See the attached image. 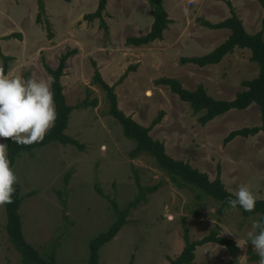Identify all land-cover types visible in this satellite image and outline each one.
<instances>
[{"label":"rangeland","instance_id":"1","mask_svg":"<svg viewBox=\"0 0 264 264\" xmlns=\"http://www.w3.org/2000/svg\"><path fill=\"white\" fill-rule=\"evenodd\" d=\"M165 1L168 8L175 2ZM202 1L206 7L211 4V0ZM254 4L242 6L240 14L254 19ZM98 5L99 0H0V47L9 58L5 62L0 57V68L9 79L47 80L50 75L45 66L55 69L63 55L76 51L62 77L68 105L78 107L70 115L66 133L84 148L52 142L20 154L14 172L21 186L20 214L27 242L44 258L55 253L58 264H88L90 241L108 231L118 218L112 201L123 210L138 198V176L143 187L159 185V189L131 210L128 224L101 248L98 264H170L185 247L186 228L192 241L212 231L236 245L241 241L235 253L217 243L197 248L198 264H258L259 256L247 237L258 215L244 217L237 209L220 216L217 201L191 186L173 183L151 156L131 158L136 141L126 137L110 115L107 94L94 80L98 70L109 85L117 84L119 108L144 127L164 113L150 135L164 143L169 156L188 162L212 180L220 171L222 183L234 195L241 184H248L256 200H264V132L224 144L232 131L261 125L260 107L253 104L247 110H231L203 126L198 121L201 113L194 114L168 87L155 83L173 78L185 89L204 86L214 99L230 101L245 90L243 81L258 76L259 65L251 61V51L243 50L248 53L242 52L237 63L231 58L219 68L183 65L182 58L204 52L198 43L206 40L196 36L192 25L174 47L162 49L155 44L132 52L134 47H128L126 40L147 34L154 20L151 0H109L103 14L108 31L99 19L85 20ZM212 12L211 20L220 18ZM263 18L264 12L260 29ZM181 29L183 25L175 23L167 39L171 41ZM221 40L218 37L215 43ZM132 67L134 71L118 83ZM222 75L225 88L223 84L220 91L215 87ZM85 101H97V105L79 107ZM6 223L2 205L0 264H22Z\"/></svg>","mask_w":264,"mask_h":264},{"label":"trees","instance_id":"2","mask_svg":"<svg viewBox=\"0 0 264 264\" xmlns=\"http://www.w3.org/2000/svg\"><path fill=\"white\" fill-rule=\"evenodd\" d=\"M108 1L109 0H99L96 12L85 17V20L88 21L99 19L102 27L106 31H108V26L104 22L103 14L106 10ZM258 1L264 9V0ZM39 3L42 4L41 1H39ZM151 4H153L152 14L154 16V21L150 32L142 37L127 38L126 45L128 47L146 46L163 38L164 31L167 29L169 23L168 13L163 7L162 0H151ZM203 24L212 29H229L231 34L224 43L204 56L182 58L181 63L183 65L194 64L204 68L209 65L221 63L222 60L227 55L232 54L236 48L248 49L251 51V61L258 63L259 65L258 76L253 80L243 81L242 86L245 90L239 92L236 97L230 101L214 99L207 93L204 86H199L193 91L185 89L178 80L173 78H161L156 80V85L168 87L173 94H176L180 98L181 101L190 105L194 114L201 113L202 115L199 117L198 121L203 126L217 117L225 115L231 110H247L253 104L258 105L261 110V125L232 131L224 139V144H229L239 136L247 138L249 136H255L260 132H264V18L262 21V29L256 34L247 33L242 21L234 12L230 18L221 23L211 24L204 22ZM74 54H76L75 50L69 51L63 55L60 59L59 65L55 69L48 65L45 66L49 75L54 78V82L51 84V90L54 93L57 119L54 126L45 135L43 141L32 145H18L11 140L4 141L8 144L7 155L12 169L22 152L32 153L34 149L44 147L52 142H58L65 146L72 145L79 149L84 148L83 145L74 138L68 136L66 133L69 126L70 115L73 110L78 107L68 105L64 94L62 77L65 75L67 60ZM0 57L4 59L5 62L9 61V58L2 54L1 47ZM134 68L135 67L128 69L118 83L123 82L128 74L134 71ZM94 80L95 83L99 84L107 94L110 103V115L121 124L125 136L136 141L134 149L130 152L131 158H136L143 154L151 156L155 159L160 169L170 176L173 183L178 184L179 186H191L201 191L203 195L217 201L220 204L218 210L220 216H223L227 210H231L226 204V199H234L235 195L222 183L220 171L217 178L212 180L208 174L194 168L188 162L177 160L169 156L166 152L164 143L155 140L150 135L152 128L161 123L164 114L163 112L160 113L157 119H154L150 127H144L131 116H127L119 108L118 97L115 93L117 84L109 85L98 70L95 72ZM91 105L95 107L97 101H94L92 104L85 101L79 107L87 108ZM136 183L139 188V196L125 209L120 210L118 205L112 201L118 218L108 231L99 234L90 241L88 264H98L101 248L110 243L119 234L122 228L128 224V216L131 210L136 208L140 203L146 202L148 195L154 194L159 189V185L143 187L138 176L136 177ZM14 188L15 192L12 196L13 202L4 204L7 218L5 229L10 242L21 255L22 264H58L56 262L55 253L44 258L35 247L27 242L23 232L22 217L20 214L23 197L21 196V186L18 180L14 185ZM96 189L102 194V191L98 187H96ZM199 198H201V196H199ZM237 209L241 210L244 217L258 215L259 218V215L264 214V200H256V206L253 212H245L239 206ZM184 240L185 247L182 253L177 258L170 259V264H198L196 262L197 248L209 243H217L226 247L228 251L233 253L237 252L239 249L234 241L220 236L217 231H212L209 235L200 240L192 241L189 235V230L186 228Z\"/></svg>","mask_w":264,"mask_h":264},{"label":"clouds","instance_id":"3","mask_svg":"<svg viewBox=\"0 0 264 264\" xmlns=\"http://www.w3.org/2000/svg\"><path fill=\"white\" fill-rule=\"evenodd\" d=\"M47 80L21 78L9 79L0 68V140H11L18 145H32L42 142L57 119L54 93ZM8 144L0 143V206L12 203L17 176L10 166L7 155ZM105 151L106 146L101 145ZM256 195L248 184H241L235 198L226 199L228 207L235 211L239 206L245 212H253ZM252 231L247 233L253 251L259 256L258 264H264V214L252 223ZM258 230V233L256 232ZM241 243L237 241V245Z\"/></svg>","mask_w":264,"mask_h":264},{"label":"crops","instance_id":"4","mask_svg":"<svg viewBox=\"0 0 264 264\" xmlns=\"http://www.w3.org/2000/svg\"><path fill=\"white\" fill-rule=\"evenodd\" d=\"M180 2H185V0H175V2H172L173 5L171 6V8H168L167 2L165 0H162L163 7L166 10V12L168 13V19H169L168 27L163 34V38L161 40L152 42V43H150L146 46H143V47H134L133 49H131V50H134L132 52L142 51L143 50L142 48H147V47L153 46L155 44L162 46V49H163V47H165V48L174 47V46H176V43L180 42L185 31L191 30L188 28V26L195 25L196 30H194V32H195L196 36L201 38V40H203V39L206 40V43H204V42L198 43L200 48L204 49V52H202V54H200L199 56H195V57L204 56V55L212 52L213 50H215L222 43H224L229 38L231 31H229L227 29H212V28L205 26L203 23L204 22H208L211 24L221 23V22L225 21L226 19H228L232 16V14H231L232 9L234 10V12L238 16V18L242 21L244 28L247 31V33L256 34L262 29V25H261V29L259 28V21H260V19H262V13L264 12V9L258 0H225V3L222 0H211V4L207 7L204 5L202 0H188V2H186L184 4H181ZM248 4H254L257 8L256 17H254V19H252L246 13L240 14V12H242L241 7L244 5H248ZM257 4H259V5H257ZM259 6L262 7V10L260 9ZM212 11H216L215 17H220V18L217 20H211L213 15H214ZM217 12H219V13H217ZM153 21H152V23H150V28H149L147 34L151 30ZM175 23L179 24V25L180 24L183 25V29H181L182 32L180 34L174 36L172 38V40L170 41L167 39V32L172 29V27ZM177 27L181 28L179 26H177ZM224 30H227V31H224ZM221 32H224V33H221ZM218 37H222V40L218 44H216L215 40ZM191 38L192 37H189V39H191ZM214 38H216V39H214ZM243 50H245V49L236 48L234 50V52L232 54L227 55L222 60L221 63L215 64V65H209V66H206L204 68H219L220 66H222L224 64L225 61H228V60L233 61L234 60L231 58H235V61H236V60H238L237 59L238 56L242 55V52H247V51H243ZM147 53L151 54V52H147ZM160 53H163V52H160ZM248 54L251 56L250 53H248ZM245 55H247V54L245 53ZM187 57H190V56H187ZM190 58H192V57H190ZM236 63H237V61H236ZM221 78H222V80H220V82H218L219 85H216V87H215V89L219 88L220 91L223 90V84H224L223 78H225V76L222 75ZM224 88H225V84H224ZM237 94L238 93H236V95ZM209 95H213V94L209 93Z\"/></svg>","mask_w":264,"mask_h":264}]
</instances>
